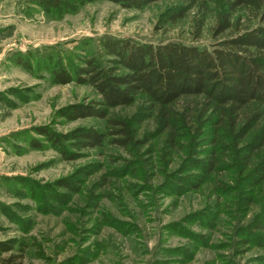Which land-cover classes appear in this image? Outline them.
I'll return each mask as SVG.
<instances>
[{"label":"rangeland","instance_id":"obj_1","mask_svg":"<svg viewBox=\"0 0 264 264\" xmlns=\"http://www.w3.org/2000/svg\"><path fill=\"white\" fill-rule=\"evenodd\" d=\"M184 8V0L143 9L100 0L56 14L38 0H0V259L264 264V181L246 179L264 147L246 161L239 152L251 134L241 141L206 121L196 140L198 119L183 108L188 101L172 108L167 128L143 99L106 110L105 118H75L79 107L104 108L101 98L89 85L52 81L51 70L74 74L91 58L120 69L104 41L212 48L258 25L254 13L240 10L229 29L217 32L221 8L200 3L167 22V14ZM110 120L127 124L128 144L116 143L125 137ZM46 130L56 143L41 135ZM91 131L99 145L86 144ZM201 161L217 167L206 174L196 167Z\"/></svg>","mask_w":264,"mask_h":264},{"label":"trees","instance_id":"obj_2","mask_svg":"<svg viewBox=\"0 0 264 264\" xmlns=\"http://www.w3.org/2000/svg\"><path fill=\"white\" fill-rule=\"evenodd\" d=\"M96 1L100 0H38V5L56 14H68ZM107 1L143 9L157 0ZM184 1L187 2V8L167 14V22L179 21L185 17L188 9L200 3L221 8L223 13L219 17L217 32L229 29L233 17L240 10L254 13L258 25L220 41L212 48L182 42L153 45L133 41H104L105 53L117 59L120 69L107 68L101 61L91 58L85 61V67L76 68L74 74L62 68L51 70L52 81L56 85H89L101 98L100 104L104 108L79 107L73 113L75 118L94 115L105 118L106 110L132 107L143 99L150 104L147 110H153L156 116L160 115L166 120L167 128L172 108L182 101H188L183 108L191 118L198 119L196 140L204 136L202 127L206 121H217V127L226 126L224 128L241 141L249 134L253 136L247 148L239 151L246 155L242 158L246 161L250 159L251 153L264 147V0ZM10 54L12 52L8 53V57ZM17 59L11 61L21 65L22 60ZM146 118L148 116L143 120ZM109 122L117 129V135L125 137L116 143L128 144L131 138L127 124ZM43 134L55 142L50 131H43ZM86 138V144L90 146L101 143L99 135L92 131L86 134ZM195 164L197 169L205 170L206 174L217 167L214 161ZM247 177L254 180L255 184L264 181V159ZM185 181L191 182L189 178ZM2 251L5 253L7 250ZM17 259L15 255L10 256L0 259V264H18Z\"/></svg>","mask_w":264,"mask_h":264}]
</instances>
